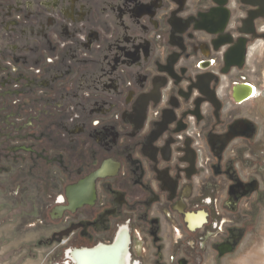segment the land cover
I'll return each instance as SVG.
<instances>
[{
	"label": "flooded vegetation",
	"instance_id": "1",
	"mask_svg": "<svg viewBox=\"0 0 264 264\" xmlns=\"http://www.w3.org/2000/svg\"><path fill=\"white\" fill-rule=\"evenodd\" d=\"M1 173L72 264L232 254L264 198V0H0Z\"/></svg>",
	"mask_w": 264,
	"mask_h": 264
},
{
	"label": "rangeland",
	"instance_id": "2",
	"mask_svg": "<svg viewBox=\"0 0 264 264\" xmlns=\"http://www.w3.org/2000/svg\"><path fill=\"white\" fill-rule=\"evenodd\" d=\"M24 177L0 174V264H64L65 260L72 264L65 256L68 247L37 243L45 234V226L37 221L47 218V210L39 214L35 203L47 199L43 189L38 188L42 190L38 192L33 187L36 183ZM262 185L264 189V180ZM257 206L255 221L237 249L221 260L204 253L202 264H264V198Z\"/></svg>",
	"mask_w": 264,
	"mask_h": 264
},
{
	"label": "water",
	"instance_id": "3",
	"mask_svg": "<svg viewBox=\"0 0 264 264\" xmlns=\"http://www.w3.org/2000/svg\"><path fill=\"white\" fill-rule=\"evenodd\" d=\"M68 251L69 250L66 251L65 256L67 257V259H69L71 261V259L67 256V252ZM72 252H76V248L72 249L70 251V254ZM106 254H110V255L112 254V255H114V257L115 256H118V257L121 256L123 258L122 264H125V262H126L125 261L126 257H125L124 247H123V249H120V248H117V247L116 248H106V247L95 248V249H91V250H88V251H83V252L79 253L78 255H81V256H84V257H89V256L92 257V256H94V257L98 258V259H95L96 261H95L94 264H99L100 262L103 261L102 257L104 255H106ZM91 260H93V259H91ZM115 263L116 262L112 261V264H115Z\"/></svg>",
	"mask_w": 264,
	"mask_h": 264
},
{
	"label": "bare ground",
	"instance_id": "4",
	"mask_svg": "<svg viewBox=\"0 0 264 264\" xmlns=\"http://www.w3.org/2000/svg\"><path fill=\"white\" fill-rule=\"evenodd\" d=\"M73 257V256H72ZM103 261L102 262H100L99 264H112V261H114V262H116L117 264H122V262H121V259H119V258H117L116 256L114 257V255H110V254H106V255H104L103 257ZM73 259V258H72ZM91 259H93V260H91ZM95 259H98V258H96V257H94V256H89V257H87V261H86V264H94L95 263ZM76 259H74V261H75ZM115 263V264H116Z\"/></svg>",
	"mask_w": 264,
	"mask_h": 264
}]
</instances>
